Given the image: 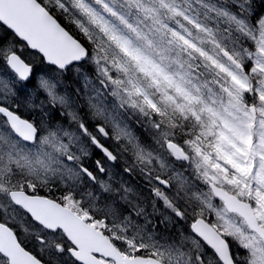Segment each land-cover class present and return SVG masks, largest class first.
<instances>
[{
  "label": "snow or ice",
  "instance_id": "1",
  "mask_svg": "<svg viewBox=\"0 0 264 264\" xmlns=\"http://www.w3.org/2000/svg\"><path fill=\"white\" fill-rule=\"evenodd\" d=\"M0 264H264V0H0Z\"/></svg>",
  "mask_w": 264,
  "mask_h": 264
},
{
  "label": "trees",
  "instance_id": "2",
  "mask_svg": "<svg viewBox=\"0 0 264 264\" xmlns=\"http://www.w3.org/2000/svg\"><path fill=\"white\" fill-rule=\"evenodd\" d=\"M132 181H133V184H132V186L136 189V190H138L140 187H139V185H141L142 186V184H141V182L139 181V180H136V178L135 177H133L132 178ZM131 185V184H130ZM161 232L163 233V230H161Z\"/></svg>",
  "mask_w": 264,
  "mask_h": 264
},
{
  "label": "rangeland",
  "instance_id": "3",
  "mask_svg": "<svg viewBox=\"0 0 264 264\" xmlns=\"http://www.w3.org/2000/svg\"><path fill=\"white\" fill-rule=\"evenodd\" d=\"M140 188L138 189V191L141 189V186H139ZM135 189V188H134ZM162 237H163V233H162V235H161Z\"/></svg>",
  "mask_w": 264,
  "mask_h": 264
}]
</instances>
